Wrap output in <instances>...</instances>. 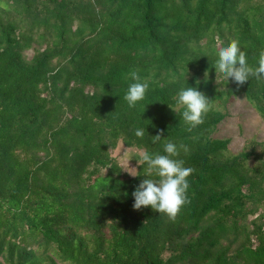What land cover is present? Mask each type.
<instances>
[{
    "label": "trees",
    "instance_id": "1",
    "mask_svg": "<svg viewBox=\"0 0 264 264\" xmlns=\"http://www.w3.org/2000/svg\"><path fill=\"white\" fill-rule=\"evenodd\" d=\"M233 40L257 67L264 0H0V264H264V143L216 137L240 94L264 119V80L216 78ZM187 87L209 99L191 131L170 107ZM166 142L194 169L174 222L133 209L144 166L113 155Z\"/></svg>",
    "mask_w": 264,
    "mask_h": 264
},
{
    "label": "clouds",
    "instance_id": "2",
    "mask_svg": "<svg viewBox=\"0 0 264 264\" xmlns=\"http://www.w3.org/2000/svg\"><path fill=\"white\" fill-rule=\"evenodd\" d=\"M217 59L215 61L216 78L223 76L231 79L238 87L243 86L250 77L264 80V51L259 53L258 66L248 64L247 54L239 47L238 41L233 40L227 46H218ZM131 83L124 96L130 108H135L142 101L149 88L146 81H141L139 74L133 71L130 74ZM208 72H205V79ZM200 81L197 80V85ZM175 104L171 109L181 115L182 121L188 126V130L203 123V116L209 109V99L197 88L187 87L179 91L174 97ZM137 137L142 138L144 131L137 129ZM163 133L152 137V143L156 144L162 139ZM181 148L184 146L181 145ZM187 151V149H184ZM165 154H143L139 159V166H144L145 179L132 193L134 198L133 209L141 210L151 208L155 213L167 216L170 221H175L181 209L189 202L187 191L188 178L194 169L186 167L182 159H178L180 151L176 144L166 142ZM133 177V175L129 173Z\"/></svg>",
    "mask_w": 264,
    "mask_h": 264
},
{
    "label": "rangeland",
    "instance_id": "3",
    "mask_svg": "<svg viewBox=\"0 0 264 264\" xmlns=\"http://www.w3.org/2000/svg\"><path fill=\"white\" fill-rule=\"evenodd\" d=\"M220 108L222 107L220 106ZM223 111L226 112V117L218 125L216 137L230 139L229 155L242 152L252 146L253 141L257 143V152H262L263 148L260 144L264 143V119L246 100L245 96L240 94L235 97ZM140 154L139 150L126 148L122 144L113 151V155L118 157L125 169L133 175L136 174ZM255 163V159L252 158L250 164Z\"/></svg>",
    "mask_w": 264,
    "mask_h": 264
}]
</instances>
